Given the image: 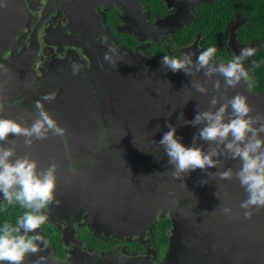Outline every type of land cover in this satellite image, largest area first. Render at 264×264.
Masks as SVG:
<instances>
[{
  "label": "flooded vegetation",
  "instance_id": "flooded-vegetation-1",
  "mask_svg": "<svg viewBox=\"0 0 264 264\" xmlns=\"http://www.w3.org/2000/svg\"><path fill=\"white\" fill-rule=\"evenodd\" d=\"M19 8L18 34L0 51V85H24L16 84L17 72L23 69L28 72L25 85L30 90L23 91L22 87L9 94L6 102L11 119L27 126L29 117L35 119L34 103L43 96H52L50 102H41L67 130L64 137L50 134L31 147L24 145V137L9 136L10 141H16L17 152L30 154L41 168L53 162L58 165L56 200L62 205L53 204L43 210L48 220L36 231L47 241V247L41 245L38 254H28L24 264H37L40 257L41 264H164L170 251L175 211H170V205L149 204L141 211L130 210L134 225L127 226L129 209L128 213L121 210L123 196H106L103 185L97 188L90 182L96 183L95 167L104 160L116 166L119 162L136 167L141 159L132 155L133 147H129L130 156L112 145L76 147L74 132L66 124L73 125L78 118L75 110L80 98L73 97V85L64 84L73 72V64L83 66L79 73L85 81L96 73L97 65L106 69L104 56L109 48L116 52L130 50L161 63L163 55L182 57L214 46V60L226 63L242 48L251 47L256 49L255 54L244 65L251 88L264 92V44L252 38V31L246 27L250 17L239 10L237 1L231 0H19ZM211 25L218 28L209 34L206 27ZM214 41H218L217 46ZM30 46L35 49L32 54ZM65 88L69 89L65 92L68 96L63 99L60 96ZM90 91L88 88L84 94L86 100L94 96ZM88 114L94 116L92 106ZM136 149L147 159L159 160L161 151H154L152 146ZM104 176L106 180L116 178V172L105 170L99 179ZM107 187L113 192L123 191L119 184ZM66 201L68 206L63 205ZM97 202L110 208L115 218L108 220L105 228L98 226L95 218L103 211L96 208ZM25 211L18 202L9 204L0 194V225H15ZM121 224L125 226H117ZM129 231L133 234H127Z\"/></svg>",
  "mask_w": 264,
  "mask_h": 264
},
{
  "label": "water",
  "instance_id": "water-1",
  "mask_svg": "<svg viewBox=\"0 0 264 264\" xmlns=\"http://www.w3.org/2000/svg\"><path fill=\"white\" fill-rule=\"evenodd\" d=\"M20 16L19 0H0V51L7 48L3 45L5 42H11L18 34ZM230 45H234L233 41ZM29 51L34 53L33 46L29 47ZM124 52L127 56H123ZM198 54H192L194 62ZM113 59L117 61L116 67L107 61L106 69L97 65L96 73L87 81L82 78V73H70L64 85H73V97H79L80 102L76 105L78 111L75 110L78 118L73 125L67 123L66 127L68 125V129L74 132L71 137L76 139V147L112 145L127 156L131 155L129 147H133L135 151H131L132 155L141 160L136 167L119 162L116 166L115 162L104 160L95 167L96 183L89 182L94 187L96 184L97 188L103 185L106 196H123L120 202L125 204L121 205V210L129 209L127 226L134 225L131 211H141L153 203L170 205V211H175L172 212L175 216L174 230L164 264H264V208H253L252 217L245 219L244 210L239 205L247 198V193L239 181L235 178L222 180L218 174H213L229 167L238 168L239 160L220 157L225 161L220 168H208L207 172L196 169L180 180L172 176L173 165L159 144L171 124L176 127L180 142L186 147L193 146L194 137L203 125L192 126L185 121L194 120L199 110L209 109L212 96L218 95L212 83L207 81L203 72L193 77L182 70L173 72L161 63L130 50L117 51ZM17 75L19 81L16 84L24 85H0V103L4 105L0 117L11 118L6 102L11 92L22 87L23 91L30 90L29 85H25L28 72L21 69ZM216 79H220L221 90L228 98L243 94L253 109L251 115L264 116V92L249 89L244 82L235 88L225 89L223 78L212 77L213 81ZM192 81L203 83L209 89L208 94L198 92ZM88 88L90 93L94 91V96H87L86 100ZM68 90L65 88L60 97L65 99ZM220 103H224L223 97ZM91 106L94 116L88 114V107ZM29 118L27 126L34 120ZM197 145L203 146L205 151L208 148V143L203 140L197 141ZM145 146H152L154 151L160 150L159 160L147 159L141 152H136V148ZM105 170L115 171L116 178L106 180L104 176L99 179L100 173ZM107 184H119L123 191L113 192ZM61 198L59 200H65ZM63 205L68 206L69 203L66 201ZM223 207H230L232 214L223 213ZM96 208L103 210L99 212L102 216L95 217L101 228L106 227L108 220L115 219L105 204L99 203ZM127 234L133 233L129 231ZM26 260L30 261V258Z\"/></svg>",
  "mask_w": 264,
  "mask_h": 264
},
{
  "label": "clouds",
  "instance_id": "clouds-1",
  "mask_svg": "<svg viewBox=\"0 0 264 264\" xmlns=\"http://www.w3.org/2000/svg\"><path fill=\"white\" fill-rule=\"evenodd\" d=\"M255 51L251 47L242 48L240 54L234 55L226 63L214 60L217 53L214 46L200 52L195 62L192 54L182 57L163 55L161 59L162 66L173 72L182 70L191 77L203 72L207 81L212 83L213 90L218 93L212 96L208 110H199L194 120L185 121L192 126L203 125L194 137L192 147L180 142L177 129L171 124L168 125L170 130L159 141L169 157V163L173 165L172 176L182 180L185 174L196 169L207 172L208 168H220L225 162L220 157L238 159V168L229 167L213 174H218L222 180L235 178L239 181L247 193V198L239 205L244 210L245 219L252 217L253 208H264V116L251 115L253 109L245 95L236 94L228 98L221 90L220 79L213 81L212 77H222L225 89L235 88L242 82L251 89L244 61L252 57ZM115 53V49L109 48L104 56L105 61L113 67L117 66V61L113 59ZM123 56H127V52ZM82 68V65L73 64L72 74L77 75ZM192 85L202 94L209 92L199 81H192ZM221 97L224 99L222 104ZM52 99V96H43L34 103L35 119L29 126L16 119L0 117V142H3L0 143V194L9 204L18 202L27 209L15 225L8 222L0 225V264H24L28 254H38L41 245L47 247V241L36 230L48 220L43 210L54 203L59 205L56 200L58 165L53 162L47 168H41L39 161L30 154L20 155L15 146L16 141H10L9 136L24 137L23 143L27 147H31L35 141L47 139L50 134L64 137L67 130L59 125L41 102H50ZM3 109L4 105L0 103V112ZM199 140L208 143L206 151L203 146L197 145ZM9 143L11 146H5ZM221 211L226 215L232 214L230 207H223ZM42 261L43 257H40L37 264Z\"/></svg>",
  "mask_w": 264,
  "mask_h": 264
},
{
  "label": "trees",
  "instance_id": "trees-1",
  "mask_svg": "<svg viewBox=\"0 0 264 264\" xmlns=\"http://www.w3.org/2000/svg\"><path fill=\"white\" fill-rule=\"evenodd\" d=\"M237 1V6L240 11L250 17L246 27L252 31V38H259L264 44V0H231ZM226 6V4H225ZM217 25L206 27L208 33L215 31ZM216 46L218 41H214ZM264 49V47H263Z\"/></svg>",
  "mask_w": 264,
  "mask_h": 264
}]
</instances>
